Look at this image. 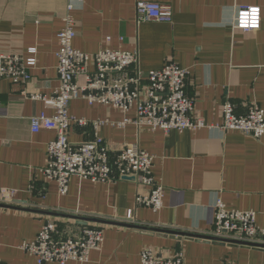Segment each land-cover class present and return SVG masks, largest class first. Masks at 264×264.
Wrapping results in <instances>:
<instances>
[{
	"label": "crops",
	"instance_id": "obj_1",
	"mask_svg": "<svg viewBox=\"0 0 264 264\" xmlns=\"http://www.w3.org/2000/svg\"><path fill=\"white\" fill-rule=\"evenodd\" d=\"M139 2L169 5L171 23L137 22ZM67 6L73 8L75 50L90 55L106 49L136 52L143 73L160 70L168 62L188 72L190 115L204 123L197 130L121 128L109 123L134 119L135 110L124 116L115 108L83 100L69 104L75 118L108 120L98 136L109 148L135 144L154 157L152 176L165 191L157 212L135 206L139 189L132 179L91 183L72 177L67 194L60 196L55 182L41 172L55 133L33 134L29 118L40 113L52 116L54 111L29 96L50 98L58 86L56 36ZM241 6L260 8L259 30H233ZM30 48L36 49V64L27 69L29 82L0 81V192H15L13 206L0 201L1 264H37L21 245L33 241L46 222L76 231L80 226L66 218L71 215L116 224H89L100 228L103 242L85 264H140L145 248L161 256L181 252L184 264H264V250L129 228L133 224L209 236L213 205L219 199L227 210L255 212L256 226L264 229V136L255 140L217 128L226 101L238 115L252 104L264 110V0H0V51L27 59ZM88 66L92 71V62ZM93 137L91 128H72L68 141L80 144ZM129 211L130 224L123 221Z\"/></svg>",
	"mask_w": 264,
	"mask_h": 264
},
{
	"label": "built area",
	"instance_id": "obj_2",
	"mask_svg": "<svg viewBox=\"0 0 264 264\" xmlns=\"http://www.w3.org/2000/svg\"><path fill=\"white\" fill-rule=\"evenodd\" d=\"M73 10L67 6L62 19L63 26L57 33L56 54L58 86L50 98L30 95L32 101L42 102L54 114H36L29 118L33 134L51 130L55 138L47 145V165L41 172L48 181L57 185L60 196H65L72 177L91 183H108L132 179L138 187L135 206L153 212L163 207L164 188L152 176L154 157L135 144H122L111 149L98 136L101 126L108 120L87 121L69 114V104L75 100L89 105L115 108L126 116L135 110V118L109 124L117 127L134 125L152 131L182 132L204 127L201 119H192V100L186 95L188 72L168 62L160 70L143 73L138 68L136 52L101 50L90 55L72 47L76 37L75 23L70 16ZM137 22L154 21L168 24L172 21L169 5L139 2L136 5ZM261 26V10L256 6L237 8L233 30L252 33ZM27 59L20 54H5L0 51V81L12 84H27L31 77L27 69L35 66V48L27 50ZM92 62L93 70L88 65ZM222 124L217 128L225 132L236 131L244 136L260 140L264 136V110L257 104L246 107V112L236 114L235 106L226 101L221 108ZM91 128L92 141L72 144L68 135L72 128ZM15 192H0V201L13 206ZM212 232L209 236L234 242L250 244L252 249L264 250V229L256 226V213L252 211L227 210L221 200L213 205ZM131 217L127 212L126 220ZM130 221V220H129ZM103 242L99 227L80 226L76 231L60 229L55 222H46L36 238L24 242L21 250L34 257L37 264H85L91 252ZM140 264H184L183 254L161 256L152 248L140 252ZM1 264V262H0Z\"/></svg>",
	"mask_w": 264,
	"mask_h": 264
},
{
	"label": "water",
	"instance_id": "obj_3",
	"mask_svg": "<svg viewBox=\"0 0 264 264\" xmlns=\"http://www.w3.org/2000/svg\"><path fill=\"white\" fill-rule=\"evenodd\" d=\"M126 180V178L124 179ZM66 217V216H65ZM67 219H70V220H73L75 222V225L77 226H88L89 224H105V225H109V224H113V225H116L114 223H111V222H108V221H103L101 220L100 218H97L95 216H92L90 218L88 217H81V216H68L66 217ZM125 221L126 223L130 224L131 221L129 220H123ZM131 226L129 228H138V229H141V230H146V231H150V232H153V233H161V234H164V235H169L171 236V238H175L177 237L179 240L182 239V238H186L188 240H196V241H205V242H217V243H220V244H225V245H229V246H240V247H245V248H252V246L250 244H246V243H243V242H234V241H229V240H221V239H217V238H214V237H211V236H203V235H193V234H182V233H177V232H170V231H163V230H157V229H148V228H142V227H137V226H134L133 224H130Z\"/></svg>",
	"mask_w": 264,
	"mask_h": 264
}]
</instances>
